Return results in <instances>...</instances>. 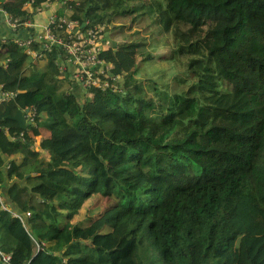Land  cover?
<instances>
[{
	"label": "trees",
	"instance_id": "obj_1",
	"mask_svg": "<svg viewBox=\"0 0 264 264\" xmlns=\"http://www.w3.org/2000/svg\"><path fill=\"white\" fill-rule=\"evenodd\" d=\"M25 2L2 6L24 21ZM80 4L74 16L108 33L149 16L193 81L139 77L144 37L107 33L115 91L73 85L60 48L39 65L2 44L0 93L16 96L0 103V264H264V0ZM31 106L22 129L10 116ZM94 196L107 207L82 213Z\"/></svg>",
	"mask_w": 264,
	"mask_h": 264
},
{
	"label": "built area",
	"instance_id": "obj_2",
	"mask_svg": "<svg viewBox=\"0 0 264 264\" xmlns=\"http://www.w3.org/2000/svg\"><path fill=\"white\" fill-rule=\"evenodd\" d=\"M7 0H0V6ZM81 0H46L36 6V0H26L23 8L29 9V16L22 21L14 17L6 9L0 7L4 13L7 25L13 31L22 29L26 36L16 37L13 42L23 49L33 59L41 58L45 53L51 52L55 47L61 49L59 68L73 85L89 91L91 88L105 90L118 88L115 80L119 75L107 79L101 77L112 66L105 60V54L114 49L107 38L108 31L102 25H89L83 16H74L73 10H78ZM62 8V14L58 15L54 6ZM44 7L46 10H44ZM45 12L43 18L40 15ZM85 23V24H83ZM16 96V92L0 93V103ZM27 121L35 122L37 110L35 107L23 109ZM8 133L10 130L5 128ZM10 133H8L9 135ZM11 140H24V132L11 133ZM3 260L10 262L11 255L0 251ZM26 264H29L27 262Z\"/></svg>",
	"mask_w": 264,
	"mask_h": 264
},
{
	"label": "rangeland",
	"instance_id": "obj_3",
	"mask_svg": "<svg viewBox=\"0 0 264 264\" xmlns=\"http://www.w3.org/2000/svg\"><path fill=\"white\" fill-rule=\"evenodd\" d=\"M82 1V0H81ZM56 13L58 15L62 14V8L54 6ZM44 10L46 8L44 7ZM45 12H43L40 17L43 18ZM111 25H116V27L108 33L110 39L115 41L116 39L122 40L125 34L128 38L125 40H137L144 37L146 40L140 45L138 49L137 59H140L142 55L147 52H152V59L147 61L145 65L141 68L138 76L145 78L146 76L154 77L161 83H170V89L173 91L180 92L187 89L190 83L193 81V76L188 70L186 64V58L177 57L174 54V39L172 34L162 30L161 26L154 22L149 16L145 18H140L136 22L132 21L130 17H120L117 18ZM117 25H121L118 27ZM33 63L43 65L39 61V58L33 59L30 57ZM105 60L108 61L107 53L105 54ZM34 63V64H35ZM69 80L62 81V88H68ZM169 89V88H168ZM169 89V91H171ZM89 92V96H90ZM40 143V138H36L35 148L38 149V144ZM107 207L105 198H98L94 196L90 200L88 207L86 206L82 213L87 211L89 213H99L101 210Z\"/></svg>",
	"mask_w": 264,
	"mask_h": 264
},
{
	"label": "crops",
	"instance_id": "obj_4",
	"mask_svg": "<svg viewBox=\"0 0 264 264\" xmlns=\"http://www.w3.org/2000/svg\"><path fill=\"white\" fill-rule=\"evenodd\" d=\"M1 8L5 9L6 7L2 6ZM25 36H26V33H24L22 29L19 31H13L7 25L5 17H4V13L0 11V46L2 44L5 45L8 42H13V39L16 37L24 38ZM39 138L41 139V136H39Z\"/></svg>",
	"mask_w": 264,
	"mask_h": 264
},
{
	"label": "water",
	"instance_id": "obj_5",
	"mask_svg": "<svg viewBox=\"0 0 264 264\" xmlns=\"http://www.w3.org/2000/svg\"><path fill=\"white\" fill-rule=\"evenodd\" d=\"M10 118L14 121H17L22 129H27L28 125L31 124L30 121H27L24 111L22 109L18 110V112L15 115L10 116Z\"/></svg>",
	"mask_w": 264,
	"mask_h": 264
},
{
	"label": "clouds",
	"instance_id": "obj_6",
	"mask_svg": "<svg viewBox=\"0 0 264 264\" xmlns=\"http://www.w3.org/2000/svg\"><path fill=\"white\" fill-rule=\"evenodd\" d=\"M81 6V5H80ZM75 10V9H74ZM74 10H73V15L75 14V12H74ZM80 11V10H79ZM78 16H81V14H78ZM115 49V48H114Z\"/></svg>",
	"mask_w": 264,
	"mask_h": 264
}]
</instances>
